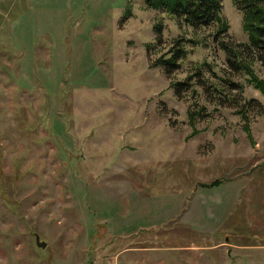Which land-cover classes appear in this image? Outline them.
<instances>
[{"label": "rangeland", "instance_id": "obj_1", "mask_svg": "<svg viewBox=\"0 0 264 264\" xmlns=\"http://www.w3.org/2000/svg\"><path fill=\"white\" fill-rule=\"evenodd\" d=\"M222 16L251 74L145 0H0V264H264V51Z\"/></svg>", "mask_w": 264, "mask_h": 264}, {"label": "trees", "instance_id": "obj_2", "mask_svg": "<svg viewBox=\"0 0 264 264\" xmlns=\"http://www.w3.org/2000/svg\"><path fill=\"white\" fill-rule=\"evenodd\" d=\"M150 8L159 9L175 16V18L183 22L193 29L201 27H214V39L225 52H228V61L237 63L243 71L251 74L249 61L242 58L239 52L231 48L224 36L228 33L229 26L222 16V0H145ZM237 10L242 14L243 29L248 35V40L242 45V51H251L252 49H262L264 51V0H231ZM129 9L126 11L128 14ZM157 41H160L161 25H154ZM222 36V37H221ZM221 37V38H220ZM178 43V42H177ZM169 57L164 55L157 58V64L165 69L166 75L172 74L173 70L179 67L177 61L185 54L182 46L177 45L167 52ZM230 55L234 59L230 58ZM238 55V56H237ZM190 76L188 77V79ZM187 79V80H188ZM177 88L185 86L186 82L174 84ZM198 111L189 112V121L191 124L195 122Z\"/></svg>", "mask_w": 264, "mask_h": 264}, {"label": "water", "instance_id": "obj_3", "mask_svg": "<svg viewBox=\"0 0 264 264\" xmlns=\"http://www.w3.org/2000/svg\"><path fill=\"white\" fill-rule=\"evenodd\" d=\"M36 243L40 247H45L46 246V242L40 241L39 237L37 235H36Z\"/></svg>", "mask_w": 264, "mask_h": 264}]
</instances>
